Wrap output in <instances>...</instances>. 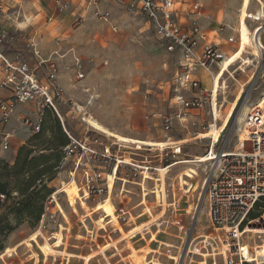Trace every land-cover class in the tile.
I'll return each instance as SVG.
<instances>
[{
  "label": "rangeland",
  "instance_id": "1",
  "mask_svg": "<svg viewBox=\"0 0 264 264\" xmlns=\"http://www.w3.org/2000/svg\"><path fill=\"white\" fill-rule=\"evenodd\" d=\"M182 1L188 7L194 1L202 4L197 19L206 36L201 44L219 42L222 37V52L233 54L239 43L238 14L241 0ZM5 3L7 16L0 20V26L10 32L6 41L25 39L29 42V38L38 30L36 42L41 55L43 58L53 55L60 67L59 74L63 72L61 76L58 74L57 83L63 80L61 84L68 102L60 106L65 112L67 129L77 140H86L90 146L105 153L107 149L110 156L107 162L106 157L101 155V160L90 172L95 174V168L102 171V179L95 178L91 183L101 184L106 190L89 194L83 168L76 175L70 173L74 157L65 159L63 156L60 164V146L67 143L68 137L57 117L48 113L44 132L39 137L20 120L10 122L9 128L14 130L15 137L9 149L5 150L0 145V158L14 164L20 149L27 146L33 149V155L48 156L49 164L53 167L47 176L50 179L43 185L46 189L39 186L31 190V195L35 197L32 208L35 213L16 215L8 212L10 205L22 200L21 194H13L1 208L0 225L8 224L14 230L0 234V264H200L201 259L204 261L203 256L197 254L206 252L200 249L199 243L214 236L218 244L222 245L224 237V231L213 226L210 221L206 199L208 182L202 186L206 175L193 162L194 157L205 155L212 140L192 139L201 131L208 133V123L212 121L209 106L189 109V121H175L172 139L184 142L183 148L176 145L175 149L183 152L181 157L185 159L172 167L170 178L166 179L167 187L175 182L178 202L174 208L170 206L174 201L172 193L167 197L168 203L162 204L159 189L153 191L156 197L151 191L154 182L149 178L150 175L158 176L157 171L148 172L150 175L147 172L142 174L144 169L139 167L135 172L130 169L131 164L126 162L121 164L120 171L114 166L122 157L143 166L144 154L148 153L146 150L150 146L123 144L92 129L84 120L86 116L94 117L121 134L166 141L163 139L161 114H175L172 78L178 69L179 57L176 52L167 51L150 28L147 17L133 12L125 2H100L101 15H95L91 9L86 11L79 0L63 11H60L56 0H5ZM251 9L256 11L257 6L253 5ZM60 17L63 18L61 22H57L54 27L50 25V22L54 23ZM248 23L252 29L257 25L253 19ZM262 32L264 44V27ZM53 44L55 47H52ZM25 50L19 53L25 57L33 55L31 46ZM260 52V61L256 62L255 67H249L245 73L242 70L234 73V77L244 80L249 71H255L254 79L243 91L238 90L239 84L234 77L227 76L230 78L226 88L223 87L221 91V126L225 125L220 138H217L218 149H231L237 144L238 136L242 135V132H238L242 110L246 104L264 94V50ZM63 55L65 57H60ZM78 62L83 66L84 77L81 79L76 73ZM235 68L233 66L232 71ZM202 71L206 79L210 80V72L205 69ZM226 96L230 101L237 102L235 108L231 106V112L228 109L229 102L225 103ZM69 106L75 107L77 112L71 111ZM18 109L25 112L22 106ZM229 112L231 115L227 121ZM247 130L244 124V131ZM159 162L156 161V165ZM196 167L201 173L198 178L195 177L199 175ZM161 168L157 166V169ZM113 169L118 172L113 197L115 205L109 207V214H104L97 202L107 195V176ZM196 180L200 181L199 188L197 184H192ZM52 194L57 203L49 202ZM115 206L117 213L121 214L120 220L114 218ZM40 209L43 212L37 218ZM139 224H146L141 233L133 238L119 240L120 236ZM257 242L256 251L261 255L264 244L258 239ZM109 244L112 246L100 251L101 247ZM190 249L194 253H188ZM93 253L96 256L88 259ZM216 261L215 264L223 263L222 256H216ZM208 264H211L210 261Z\"/></svg>",
  "mask_w": 264,
  "mask_h": 264
},
{
  "label": "built area",
  "instance_id": "2",
  "mask_svg": "<svg viewBox=\"0 0 264 264\" xmlns=\"http://www.w3.org/2000/svg\"><path fill=\"white\" fill-rule=\"evenodd\" d=\"M103 1L107 0H79L86 11L91 9L95 15H101L99 3ZM118 1L125 2L133 12L147 17L150 28L158 40L167 51L176 52L179 57L178 69L172 78L174 91L172 103L176 108L175 114H161L164 135L168 140L175 128V121L185 122L189 109H203L209 106L211 112L212 89L203 87L197 72L204 68L210 72L211 79L214 80V73L211 72L218 68L224 59L221 44L219 42L201 44L206 33L201 29L197 19L202 7L199 1L192 2L190 7L182 0ZM56 4L63 10L71 3L69 0H56ZM6 6L5 0H1L0 20L7 16ZM15 13L16 11L13 14ZM36 32L29 38L28 43L34 57V61H31L21 53H16L14 57L8 54L5 44L8 32L0 26V145L6 150L12 144L15 132L8 128V124L17 114L19 106H23L26 111L20 121L34 133L42 129L47 114L52 113L62 122L70 138V143L62 150L65 159L74 157L71 175L74 173L76 175L79 169L83 168L89 193H103L106 190L105 186L91 183L95 178L102 179V171L95 168V174L90 172L101 160V155L106 157L107 161L109 152L107 149L105 153L93 148L86 140H77L67 129L65 113L60 106L68 102L64 88L57 83L60 67L53 55L49 58L42 57L39 44L36 42L38 34ZM262 35L263 32H260L258 38L262 39ZM76 66L77 76L81 79L84 77L83 66L79 62ZM233 71L236 73V68ZM71 110L77 112L72 106ZM208 126L210 128L211 124L208 123ZM246 127L249 130L248 137L241 140L238 136L237 144L233 148L218 149L217 143L211 138L205 153V156L214 158L209 171L205 172L206 178L203 181L204 186L208 182L206 199L209 216L213 226L224 231L222 245L218 244L214 236L211 240L205 239L199 243L200 249L208 253V256L203 255L204 261H210L211 264L217 262L216 256H222L223 263L220 264H264V255H259L255 246L258 243L257 239L264 244V232L247 231L249 227L264 228V105L259 106L257 103L251 105ZM175 145L183 148L184 142L166 144L164 148L155 146L156 148L152 149L153 146H150L151 148L146 150L148 153L144 154L143 166L137 162H129L130 169L135 172L139 167L147 172L157 171L158 176L155 177L158 180L149 179L154 182L151 191L153 193L155 189H160L167 197L172 193L174 199L170 203L172 207L176 206L178 201L174 189L175 182H172L171 187L166 186V179L170 178L168 168L182 163L185 159L181 157L183 152L175 149ZM156 161H160L158 165ZM159 165L165 170L164 174L161 169H157ZM163 179L164 185H161ZM54 194L49 197V202L57 203ZM153 194L156 195V192Z\"/></svg>",
  "mask_w": 264,
  "mask_h": 264
},
{
  "label": "bare ground",
  "instance_id": "3",
  "mask_svg": "<svg viewBox=\"0 0 264 264\" xmlns=\"http://www.w3.org/2000/svg\"><path fill=\"white\" fill-rule=\"evenodd\" d=\"M253 5L257 6L256 11H252L251 8ZM251 19H253V22L257 23V25L253 29L251 28V25H249V23H248V21ZM263 19H264V0H241L240 10H239V14H238V34H239L238 47L233 52V54L224 56V59L220 62L219 67L215 68L211 72V73H214V80H212V87H211V89H212V105H211L212 121L210 122L211 127L208 129V133H204L203 131H201V132L197 133L194 136V138H197V139L213 138V140L216 143H217V140L220 138V135L223 132L224 125H225V124H223V126H221L222 125L221 124V113H222V109H223V103L220 102V100H221L220 95H221L222 87L226 88V81H224L226 79L225 76L229 75V73L231 74V77L234 76V72L232 71L233 66L237 67L236 71L242 70L245 73V72H247L249 67H251V66L255 67L256 62L260 61V56H261L260 51L262 48H264V44H263L262 39L258 38V35L260 32H262V28L264 27L263 26L264 25ZM220 42L223 43V40ZM254 77H255V71L254 70L249 71L248 75L245 77L244 80H239L236 77H234L235 78L234 80H236L237 83L239 84L238 90L243 91L245 89L246 85L248 83H250L254 79ZM239 99H240V97H239ZM262 101H263V103H262ZM226 102H229L228 109H230V112L237 105V102L235 103L234 100L230 101L227 98V96H226L225 103ZM254 102L259 104V106H263L264 105V94H262L261 98L259 97L255 101L253 100L252 102H249L248 104H246V106L242 110V113H241L240 118H239V124H240L239 127L240 128L238 131V132H242V135L240 137L241 140H244L248 137L249 130L244 131V124H246V119L248 117L249 111L251 110V105ZM231 106H233V108ZM230 112L227 114L228 117L226 116V120L230 118V115H231ZM214 116L216 117V119H214ZM84 120L88 123V125L92 129L99 131L101 133L107 134L108 137L114 138V139L122 142L123 144L125 143L126 145H134V146H138V147H143V146H154L155 147V146H158V148L160 146H162L161 148H164V146L166 144L180 143V141H176L172 138H170L169 140H166V141H160V140L158 141V140H154V139H141V138H137V137H132V136L124 135V134H121L117 131H113V130L109 129L108 127L104 126L102 123H100V121H98L94 117L86 116V117H84ZM185 120L189 121L190 118L189 117L185 118ZM155 148H152V149H155ZM109 154H110V152H109ZM123 162L129 163L131 161H126L122 157L121 159H118L117 162L115 163V165H114L115 168L117 169V167H118V170H119V166L121 167V164ZM193 162L195 163V166H199L198 167L199 169L201 167L202 171L205 173V172L209 171V167L213 164L214 158L204 155V156L194 157ZM200 163H203V164L199 165ZM173 166L174 165L169 166V168H168L169 172H171ZM199 169H198V171H199ZM144 172H147V171H145V170L142 171V174H144ZM161 172H162V174H164L165 170L161 169ZM200 175H201V173L199 171V175H195V177L197 176V178H198V176H200ZM150 176H151V178H149V179L158 180L157 177L152 176V175H150ZM144 177L145 176L143 175V180L145 179ZM186 178H189V177L186 176ZM107 179H108L107 195L102 201L97 202V205L100 207V210H102V213H104V214H109V209H110L109 207L112 204L115 205L113 202V197H114L115 187H116V184L118 181L117 170H115V169H114V171L112 170L111 173L108 174ZM189 179H191V178H189ZM193 179H196V178H193ZM162 181H163V183L161 185H164V179ZM194 183L197 184L198 188L201 185L199 180L192 182V184H194ZM179 185L182 188L181 184H179ZM202 186H203V182H202ZM156 190H158V189H155L154 191H156ZM124 192H126V191H123V193ZM88 193H89V191H88ZM159 194H160L161 203L167 204L168 201H167L166 194L165 193L162 194L160 189H159ZM155 197H156V195H155ZM176 205H177V203H176ZM114 210H115L114 218L117 220H120L121 214L117 213L116 206H115ZM210 221H211V218H210ZM211 223H212V221H211ZM145 227H146V224L145 225L144 224L136 225L133 229L128 230L127 232H125L124 235L120 236L119 240L133 238V237L137 236L139 233H141L145 229ZM248 230L255 232V233H258V232L263 233L264 232V228H260V227H253V228L249 227V228H247V231ZM220 239H222V238H220ZM110 246H112V245L111 244L105 245V246L101 247L100 251H105ZM190 251H191V249L189 250L188 253H190V254L194 253V252H190ZM197 254H199L200 256H203V255L208 256L207 252H201V253L198 252ZM261 255H264V251L262 252ZM94 256H96V254H94V253L90 254L88 256V259H90ZM199 262H201L200 264H205V263L208 264V261L205 262V261H203V259H201Z\"/></svg>",
  "mask_w": 264,
  "mask_h": 264
},
{
  "label": "trees",
  "instance_id": "4",
  "mask_svg": "<svg viewBox=\"0 0 264 264\" xmlns=\"http://www.w3.org/2000/svg\"><path fill=\"white\" fill-rule=\"evenodd\" d=\"M49 114L46 116L42 129L38 133H35L36 137H39L44 132V125ZM66 136L68 137L67 133ZM69 143L70 138L68 137L67 143L60 146V164L64 156L62 148ZM49 162L48 156L33 155V149H28L27 146H23L20 149L14 164L0 158V210L7 204V201L13 196V194H21L23 195L22 200L10 205L8 212L16 215H23L26 212H30V214L35 213V211L32 210V208H34L35 197L31 195V193H33L31 190L33 191L39 186H41L42 189H46L43 185H45L46 181L50 179V177L47 176L50 174L51 168L53 167ZM59 167L60 166H57V168ZM12 185L15 186L12 187ZM46 196H44V198H46ZM42 212V209H40L37 218L40 217ZM13 230L14 227L8 224L0 225V234L11 232Z\"/></svg>",
  "mask_w": 264,
  "mask_h": 264
},
{
  "label": "crops",
  "instance_id": "5",
  "mask_svg": "<svg viewBox=\"0 0 264 264\" xmlns=\"http://www.w3.org/2000/svg\"><path fill=\"white\" fill-rule=\"evenodd\" d=\"M70 1V3L71 4H73V3H75L76 2V0H69ZM60 11H63V10H60ZM51 19H54V17H50ZM62 19L63 18H59V19H55V22L53 23V22H50V25L51 26H55V25H57V22H61L62 21ZM37 31V32H36ZM35 32L36 33H38V30H36ZM10 33V32H9ZM8 33V34H9ZM52 33H54V31L52 30ZM232 36V38H233V35H231ZM222 40H224V38H219V43L220 44H222V42H220V41H222ZM8 44H9V46H8V44H7V46H6V50H7V52H8V54L11 56V57H14V55L16 54V53H19L21 50H23V51H26L25 49H28V47H29V45H28V41L27 40H25V39H18V41L16 42V41H14V42H10V41H6ZM11 45H14L13 47L14 48H11L10 46ZM7 47H8V49H7ZM52 47H55V44H53V46ZM55 52L56 53H58L59 52V50H55ZM55 52H53L52 54H55ZM60 53V52H59ZM224 54V56H226V55H229L228 53H223ZM51 56V55H50ZM49 56V57H50ZM48 57V58H49ZM60 57H65V55H63V56H60ZM29 58L31 59V61H34V57L33 56H29ZM203 69H200V70H198V72H197V75L199 76V78H200V80H201V82H202V85H203V87L204 88H206V89H211V87H212V84H210L209 85V81L211 80L212 81V79H211V76H210V80H208V79H206V76H205V74L203 73V71H202ZM63 74V72L61 73V74H59V76H61ZM228 75H226L225 77H226V79L224 80V81H226V82H228V79L230 78V76L229 77H227ZM61 79V78H60ZM62 82H63V80H61ZM60 80H59V83H60V85L62 86V82H61ZM205 82H208V84H205ZM63 87V86H62ZM64 88V87H63ZM223 88V87H222ZM65 90V89H64ZM20 107V106H19ZM18 107V108H19ZM23 107V106H22ZM69 108H71V106H69ZM72 111V110H71ZM26 112V111H25ZM25 112H20L19 111V109H17V114L14 116V118L11 120V122L12 121H18L19 122V120H20V118L22 117V115L25 113ZM65 113V112H64ZM10 124V123H9ZM9 124H8V128H9ZM10 129V128H9ZM173 137V135L171 136V138ZM163 139H166L165 138V135H164V133H163ZM192 139L194 140V139H197V138H194V136L192 137ZM169 140V139H168ZM16 155H17V152H16ZM198 154H196V156H197ZM178 164H181V163H178ZM177 164V165H178ZM174 166H176V165H174Z\"/></svg>",
  "mask_w": 264,
  "mask_h": 264
}]
</instances>
